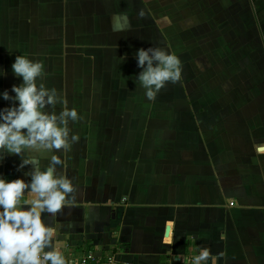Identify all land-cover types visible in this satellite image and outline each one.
<instances>
[{"label":"crops","instance_id":"0c3cea01","mask_svg":"<svg viewBox=\"0 0 264 264\" xmlns=\"http://www.w3.org/2000/svg\"><path fill=\"white\" fill-rule=\"evenodd\" d=\"M150 46L182 62L154 101L135 80ZM17 55L82 117L55 153L72 203L45 217L65 258L264 264V0H0V110ZM21 163L6 155L0 175L30 180Z\"/></svg>","mask_w":264,"mask_h":264},{"label":"clouds","instance_id":"9594fccd","mask_svg":"<svg viewBox=\"0 0 264 264\" xmlns=\"http://www.w3.org/2000/svg\"><path fill=\"white\" fill-rule=\"evenodd\" d=\"M135 55L142 69L135 80L148 100L154 101L169 82L180 81L182 62L165 47H142ZM125 59L126 54L121 56V62ZM12 69L23 82L12 86L15 96L7 90L2 94L4 100L13 103L0 110V161L6 155H18L22 158L19 167L32 165V170L25 173L31 177L28 181H9L0 175V264H68L60 245L55 243L56 230L45 217H55L72 203L76 189L71 178L58 173L57 166L63 160L55 153L67 152L79 142L69 122L82 117L75 108H68L57 89L45 87L42 61L17 55ZM58 104L62 105L59 113L55 111ZM25 153L48 158V166L41 170L38 159L23 158ZM209 259V251L203 250L194 264H204Z\"/></svg>","mask_w":264,"mask_h":264},{"label":"built area","instance_id":"2783aa9c","mask_svg":"<svg viewBox=\"0 0 264 264\" xmlns=\"http://www.w3.org/2000/svg\"><path fill=\"white\" fill-rule=\"evenodd\" d=\"M68 264H131L129 261L119 260L113 255L99 256L95 252L86 251L78 258H65ZM194 257L191 255L183 264H194Z\"/></svg>","mask_w":264,"mask_h":264},{"label":"water","instance_id":"95a60500","mask_svg":"<svg viewBox=\"0 0 264 264\" xmlns=\"http://www.w3.org/2000/svg\"><path fill=\"white\" fill-rule=\"evenodd\" d=\"M167 230H168V227H166V229H165V233H167Z\"/></svg>","mask_w":264,"mask_h":264}]
</instances>
